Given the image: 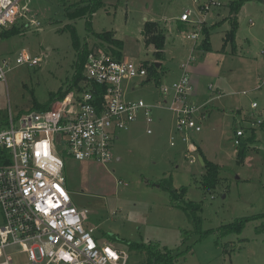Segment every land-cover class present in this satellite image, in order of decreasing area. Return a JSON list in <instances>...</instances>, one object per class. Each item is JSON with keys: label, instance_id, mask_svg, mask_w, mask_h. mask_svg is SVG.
Here are the masks:
<instances>
[{"label": "rangeland", "instance_id": "obj_1", "mask_svg": "<svg viewBox=\"0 0 264 264\" xmlns=\"http://www.w3.org/2000/svg\"><path fill=\"white\" fill-rule=\"evenodd\" d=\"M87 1L20 0L22 16L14 26L23 31L0 38V60H11L6 81L0 83V128L7 127L9 110L13 117L33 111L35 102L43 106L51 93L64 90L70 83L77 59L72 29L88 51H110L95 35L114 31L123 43L121 57L145 67L148 78L135 79L128 85L126 101L141 100L154 106L161 101L158 84L176 80L181 67L188 63V100L216 113L211 118L216 132L210 133L204 119L202 131L194 135L212 161L225 165L216 185L204 190V168L184 159L181 148L185 146H169L172 114L154 109L153 134L146 133L141 121L116 132L110 163L79 162L63 155L66 188L74 206L87 211L84 228L93 229L99 242L125 251L127 264H145V259L126 243L154 244L171 254L172 264H264L262 161L254 162L252 155L237 158L238 147L231 140L236 128L244 125L242 121L233 125L236 110L243 120L245 115L254 123L264 119V3L250 0L240 8L236 56L229 45L222 50L224 34L229 29L228 23L222 21L229 15L232 0H212V4L211 0H104L91 16ZM209 4V11L204 12L202 6ZM188 10L193 13L190 19L194 23L182 24L185 30L180 32L178 17ZM77 11L82 14L75 16ZM87 21L91 32L86 28ZM147 23H155V30L164 34L161 60H156L154 46L146 45L143 31ZM196 23L211 29V51L195 47L185 38L195 30ZM23 53L39 59L38 64L17 66L14 59ZM156 64L161 67L156 68ZM133 85L137 87L130 90ZM219 88L223 97L217 92ZM252 103L258 108L251 109ZM255 129L263 139L264 130ZM63 150L66 148L58 147L60 153ZM235 154L236 158H232ZM248 159L251 165L245 164ZM168 178L174 188H186L185 203L200 206L195 213L197 219L172 203L169 194L159 187ZM251 217L255 218L240 233L222 232L225 226ZM108 236L119 241H111ZM15 263L26 264V260L17 256Z\"/></svg>", "mask_w": 264, "mask_h": 264}, {"label": "built area", "instance_id": "obj_2", "mask_svg": "<svg viewBox=\"0 0 264 264\" xmlns=\"http://www.w3.org/2000/svg\"><path fill=\"white\" fill-rule=\"evenodd\" d=\"M19 3L20 0H0V35L22 16ZM209 9L210 4L202 6L204 12ZM192 15L189 10L183 11L178 21L193 24ZM196 24L185 37L195 47L203 40V24ZM14 61L17 66L33 67L39 59L23 53ZM10 65V59L0 60V83H5ZM187 65L181 67L177 80L158 84L163 102L152 106L141 100L126 101L128 85L135 79L148 78L144 66L115 59L107 51L90 50L82 65L80 89L72 88L55 108L22 112L17 117L9 110L7 127L0 128V264H17V256L23 257L26 264L128 263L125 251L99 242L93 229L84 228L87 211L77 209L71 200L62 156L108 164L116 132L141 121L151 135L153 110L165 109L174 118L169 146H185L181 148L184 159L190 165H199L194 135L202 131L205 107L188 100L191 88ZM94 87L103 89L96 94L97 99ZM251 108H257V104L252 103ZM260 124L261 121L251 122L249 128ZM243 136V128L235 131L234 146ZM58 147L66 150L60 153Z\"/></svg>", "mask_w": 264, "mask_h": 264}, {"label": "trees", "instance_id": "obj_3", "mask_svg": "<svg viewBox=\"0 0 264 264\" xmlns=\"http://www.w3.org/2000/svg\"><path fill=\"white\" fill-rule=\"evenodd\" d=\"M103 1L104 0H88L87 1L86 8L90 16L91 14H94V12L97 9L101 8L104 5ZM248 1L250 0H232L228 4V14L229 15L222 21V22H227L229 25V29L224 34L222 50L225 49L227 45H229L231 49V54L233 55L236 53L235 36H236L237 29H238L237 14L240 8L242 7V5ZM81 14L82 12L77 11L75 16H80ZM222 22L218 23L217 25H214L213 27L222 24ZM154 26H155V23H147L145 25L143 33H144V37L146 40V45L152 44L155 48L154 55L156 57V60H161L162 55H163L162 50H163V45H164V34L162 30L160 29L156 31ZM86 28L89 32H91V25L89 21H87L86 23ZM177 29L180 32L185 30L182 23H180L178 20H177ZM210 30L211 29L206 28L204 25H202L201 31L203 35V40L200 44V48L204 51H211L210 41H209ZM22 31L23 30H20L17 27L13 26L8 31H5L4 33H2L0 35V38H4V37L6 38V37H10L15 34H21ZM71 32H72V39H73V47L77 54L73 78L64 90L60 89L56 93H51L49 95L48 102L44 104L43 106H40L39 104L35 102L33 111H47L50 109L51 105L55 101L62 100L72 88L80 89L78 85L79 83H81L83 79L82 78V65L89 51L87 49L86 43H84L83 46L80 45V41L76 37L73 29L71 30ZM95 38H97L99 41L105 43L107 46L111 48V50L107 52H110L115 59L122 58L121 50L123 47V43L122 41L115 39L111 32H103L100 34H96ZM159 67H161V64L159 65ZM150 70L152 74H154V77L158 79L157 70L153 67ZM94 92H95L94 93L95 98L97 99L98 95L96 94H98V92L102 93L103 89L101 87H94ZM258 128L261 130H264V119L261 121V124ZM250 133L251 134L248 138L242 137L240 139L239 145L236 146V148L238 147V151L236 153L237 158L240 157L241 159L242 158L244 159L246 157L249 144H253L251 142L255 140L256 134L254 130H251ZM199 155L203 159L202 168H204L205 170V173L202 179V187L204 188V190H209L216 185L218 177H219V173L221 171V167L208 161L202 153H199ZM159 187L164 192L169 194L172 203L174 202V204L177 207L181 208L185 213H193L194 214L193 219H197L195 216V213L199 212L201 208L199 205L192 204V203L187 204L183 201V197L186 194V188L184 187H181L179 189L174 188L172 185L171 178L162 180L161 183L159 184ZM254 218L255 217L244 218L241 221H238L232 225H227L224 227L225 229L222 232L227 233V234L228 233H240L243 230L245 224ZM108 238L111 241H119L117 238H114L113 236H108ZM126 244L128 245L131 251H134L135 253L144 257L145 264H172L171 254L166 251H162L159 247H157L154 244H147V245L146 244H134V243H126Z\"/></svg>", "mask_w": 264, "mask_h": 264}, {"label": "crops", "instance_id": "obj_4", "mask_svg": "<svg viewBox=\"0 0 264 264\" xmlns=\"http://www.w3.org/2000/svg\"><path fill=\"white\" fill-rule=\"evenodd\" d=\"M146 19V18H145ZM152 20V19H151ZM207 28V27H206ZM111 33L113 34V37L115 38V39H117L116 38V33L114 32V31H111ZM210 36H211V32H210ZM210 36H209V41H210ZM224 39V38H223ZM222 44H223V41H222ZM210 47H211V44H210ZM212 49V48H211ZM237 49V48H236ZM233 55V54H232ZM234 55H236L237 56V51H236V53L234 54ZM177 80V79H176ZM174 81V80H173ZM223 89V88H222ZM209 90H211V92H213V87H209ZM217 92L219 93L220 92V88L219 89H217ZM220 94V93H219ZM225 94L224 93H222L221 92V94H220V96L221 97H223ZM257 108H258V106H257ZM257 108H255V109H257ZM251 109H253V108H251ZM255 109H253V110H255ZM222 111H224L223 109H222ZM215 112V110H213V109H211L210 111H206L205 110V117H204V119L206 120V122L204 123L207 127H208V129H209V131H210V133H212V132H216L215 131V129L217 128V127H214L213 125H212V123H213V121H211V118H212V116H214L216 113H214ZM240 116H241V114H240V112L239 111H237L236 110V116H235V118L232 120V122H233V125L234 126H236L237 125V123H239L240 121H242V122H244V125L243 126H239V128H243V131H244V138H248L249 136H250V131L251 130H254L255 131V134H256V136H255V140L253 141V142H251V143H253V144H249V146H248V149L249 150H252V151H254L253 153H247L246 154V158L249 156V155H252L251 157L253 158V160H254V162H257V163H259L260 162V160L262 161L261 162V171H260V177L263 179L264 178V137H263V139H260V137L259 136H257V132H256V130L257 129H250L249 128V125H250V123L252 122L248 117L249 116H244V119L245 120H243V119H241L240 118ZM237 117H239L240 119L238 120L237 119ZM238 128H236V130H237ZM235 130V129H234ZM208 131V130H207ZM234 134H235V131L233 132ZM233 134V135H234ZM233 137V136H232ZM232 137H231V140H232ZM196 144H197V146H198V148H199V153H202L204 156H205V158L208 160V161H210V162H212V163H214V164H216V165H218L219 167H221V169L223 168V167H225V165H223V164H219L218 162H215V161H212V159L209 157V156H207L206 155V152H205V150H203V148L201 147V145L196 141ZM259 154H261L262 156H261V158L259 157V158H257L256 156L257 155H259ZM250 156H249V158H251ZM232 158H236V154L234 155V157H232ZM245 159V158H244ZM244 163V162H243ZM242 163V164H243ZM246 163H248L249 165H251V163H252V161H249V159L248 160H246L245 161V164ZM244 165V164H243Z\"/></svg>", "mask_w": 264, "mask_h": 264}, {"label": "water", "instance_id": "obj_5", "mask_svg": "<svg viewBox=\"0 0 264 264\" xmlns=\"http://www.w3.org/2000/svg\"><path fill=\"white\" fill-rule=\"evenodd\" d=\"M261 1L264 3V0H261ZM159 65H160V64H156V67L158 68ZM198 160H199V164L202 166V165H203V159H202V157L199 156Z\"/></svg>", "mask_w": 264, "mask_h": 264}]
</instances>
